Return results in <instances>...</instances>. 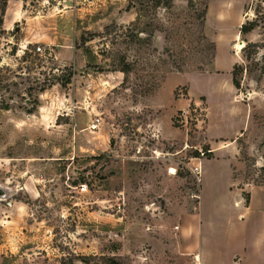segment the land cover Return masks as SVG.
Returning <instances> with one entry per match:
<instances>
[{
  "label": "rangeland",
  "instance_id": "rangeland-1",
  "mask_svg": "<svg viewBox=\"0 0 264 264\" xmlns=\"http://www.w3.org/2000/svg\"><path fill=\"white\" fill-rule=\"evenodd\" d=\"M28 9L20 30L0 24V264H150L146 234L201 205L204 236L241 245L233 199L264 186V0ZM247 21L258 26L241 34ZM208 120L246 130L224 148ZM227 156L234 183H209Z\"/></svg>",
  "mask_w": 264,
  "mask_h": 264
},
{
  "label": "crops",
  "instance_id": "crops-1",
  "mask_svg": "<svg viewBox=\"0 0 264 264\" xmlns=\"http://www.w3.org/2000/svg\"><path fill=\"white\" fill-rule=\"evenodd\" d=\"M29 2L30 0H8L3 17V31L8 33L14 28L16 31L20 30L18 23L26 19ZM236 60L234 59L233 62H236ZM188 95L191 97L190 101L196 96L191 90H189ZM245 130L246 127H240L232 134L216 133L208 120L205 132L208 141L218 140L220 143L225 144L221 145L222 147L230 148ZM230 161L229 156L221 160L218 157L212 159L216 168L208 174V182L211 183L226 175L228 182L233 184ZM223 164H225L224 169H217L218 166ZM248 192V199L241 194L239 198H234L232 202V207L237 212V219L243 222L246 233V238L241 245L236 239L231 242V238L228 236L218 242H212L209 237H205L202 220L203 206L201 205L198 210L190 211L187 215L179 213L174 216L173 221L170 219L163 222L158 221L157 226L163 223L164 230L146 234V241H149L152 245L153 256L155 257L151 258L152 261L149 263L189 264V261H191L193 264H264V186L252 185ZM220 203L219 201L214 202L213 215H209V224L212 223L213 227L216 226L217 228L224 220L220 216L222 213ZM176 221L179 229L182 228L181 231L172 229L177 223Z\"/></svg>",
  "mask_w": 264,
  "mask_h": 264
},
{
  "label": "trees",
  "instance_id": "trees-1",
  "mask_svg": "<svg viewBox=\"0 0 264 264\" xmlns=\"http://www.w3.org/2000/svg\"><path fill=\"white\" fill-rule=\"evenodd\" d=\"M7 2L8 0H3L2 3V11H1V17H0V24H3V17L6 11V6H7ZM132 6V3H129L128 8H130ZM208 12V5L206 4L204 6V9L202 10V12L199 14V18L201 20H204L206 18ZM258 26V21H247L244 24H242L241 28H240V33L241 34H245L248 33L250 31H252L255 27ZM67 81H64V83ZM233 83L236 87L240 86V82L238 81L237 77H236V70L233 71ZM248 199V198H247Z\"/></svg>",
  "mask_w": 264,
  "mask_h": 264
},
{
  "label": "built area",
  "instance_id": "built-area-1",
  "mask_svg": "<svg viewBox=\"0 0 264 264\" xmlns=\"http://www.w3.org/2000/svg\"><path fill=\"white\" fill-rule=\"evenodd\" d=\"M38 50H41V47H38ZM187 112H190V111L189 110H186V109H184L182 111V114L180 115L181 122L184 121V120H187ZM82 188L83 189H86L87 188V185L83 184L82 185Z\"/></svg>",
  "mask_w": 264,
  "mask_h": 264
},
{
  "label": "water",
  "instance_id": "water-1",
  "mask_svg": "<svg viewBox=\"0 0 264 264\" xmlns=\"http://www.w3.org/2000/svg\"><path fill=\"white\" fill-rule=\"evenodd\" d=\"M4 193H5V190L2 187H0V196L4 195Z\"/></svg>",
  "mask_w": 264,
  "mask_h": 264
}]
</instances>
